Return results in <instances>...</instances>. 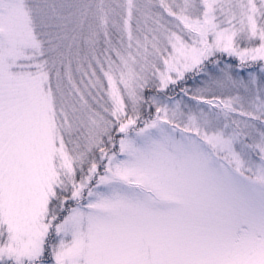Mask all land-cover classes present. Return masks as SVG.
I'll list each match as a JSON object with an SVG mask.
<instances>
[{
	"label": "snow or ice",
	"instance_id": "obj_1",
	"mask_svg": "<svg viewBox=\"0 0 264 264\" xmlns=\"http://www.w3.org/2000/svg\"><path fill=\"white\" fill-rule=\"evenodd\" d=\"M0 264H264V0H0Z\"/></svg>",
	"mask_w": 264,
	"mask_h": 264
}]
</instances>
